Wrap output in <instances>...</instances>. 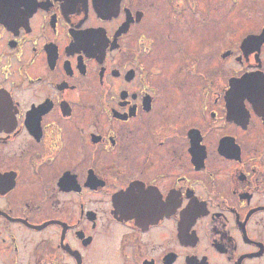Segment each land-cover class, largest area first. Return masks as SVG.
Listing matches in <instances>:
<instances>
[{
  "label": "flooded vegetation",
  "instance_id": "af4514ba",
  "mask_svg": "<svg viewBox=\"0 0 264 264\" xmlns=\"http://www.w3.org/2000/svg\"><path fill=\"white\" fill-rule=\"evenodd\" d=\"M249 2L208 37L203 0H0V264H264Z\"/></svg>",
  "mask_w": 264,
  "mask_h": 264
},
{
  "label": "rangeland",
  "instance_id": "374dc122",
  "mask_svg": "<svg viewBox=\"0 0 264 264\" xmlns=\"http://www.w3.org/2000/svg\"><path fill=\"white\" fill-rule=\"evenodd\" d=\"M221 1L223 0H203V17L206 20H210V22L208 23L210 30L208 31L209 34L208 37H212L213 35L215 36V34H222L226 31V28L229 26L234 32L235 34H238L239 32L241 33L245 28H247L248 26H250L251 24H255V22H253L252 18H255V16H253L250 12V8L244 4H250L249 0H243L242 5L237 8L235 11H233V13L226 15L224 13V8H225V4H222ZM225 2V1H224ZM254 4H256V2H254ZM259 4H262V1L259 2ZM244 6V7H243ZM263 5H259L257 7V10H259V8H262ZM254 9V8H253ZM256 9V8H255ZM225 16H228V18H226ZM226 20H223V19ZM230 21H227L228 19H231ZM166 56L167 59H165L164 62H168V64H166L167 66V71L168 74L171 73L173 71V69L176 67L174 65H176L178 62L176 58L174 57H170L168 58L166 54H164ZM173 58L172 63H170V59ZM174 61L176 63H174ZM207 60L205 59L204 61V65H203V59H202V63L200 66V69L205 70V66H208V62L206 64ZM167 74V76H168ZM167 79V78H166ZM165 79V80H166ZM185 81L190 82L189 88L188 90H184V93H182L181 98L184 99L185 97L190 98L191 100V118L192 120L196 119V116L198 115L197 112V99H198V90L196 89V84L198 82H200L201 80L199 78H190L189 76L187 77V79H185Z\"/></svg>",
  "mask_w": 264,
  "mask_h": 264
}]
</instances>
